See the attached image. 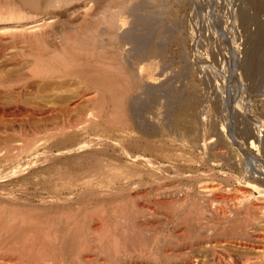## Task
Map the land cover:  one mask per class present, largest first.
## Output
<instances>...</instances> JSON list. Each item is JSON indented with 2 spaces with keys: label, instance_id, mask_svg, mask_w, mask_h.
I'll return each mask as SVG.
<instances>
[{
  "label": "rangeland",
  "instance_id": "374dc122",
  "mask_svg": "<svg viewBox=\"0 0 264 264\" xmlns=\"http://www.w3.org/2000/svg\"><path fill=\"white\" fill-rule=\"evenodd\" d=\"M56 1L0 0V163L23 173L13 178L11 187L2 186L0 179V190L10 187L19 196L17 204L0 195V219L7 222L12 204L18 205L16 210L24 212L27 220L32 218L27 225L32 226L37 216L46 223L44 232L52 229L58 240L65 233L78 232L76 243L86 240L89 247L80 255L88 262L84 264H116L120 256L99 252L90 228L103 221L120 237L117 225L123 222L117 211L121 215L123 207L143 204V209L156 213L138 221L154 225L144 235L148 241L157 236L158 260L167 252L173 263L176 254L189 252L202 263L264 261V223H256L264 221V194L245 181L264 170V0ZM117 12L123 16L122 30L115 31L121 49L113 58L116 42L108 36L112 31L106 17ZM77 36L85 37V46L76 42ZM4 140H10L6 147ZM5 152L14 157L12 163ZM154 162L168 165L167 171L154 170ZM211 169L220 178L219 198L213 206L224 215L216 227L220 243L207 252L203 245L187 248L190 224L180 217L192 203L201 204L192 191L196 172ZM77 175L84 179L69 188L65 180ZM51 179L53 184H48ZM164 187L169 200L189 194L186 204H157L166 198ZM246 210L251 213L248 217ZM12 215L18 225L21 217ZM250 219L252 223L247 222ZM243 226L246 230L241 231ZM246 240L263 248L254 249ZM241 241L251 245L239 246ZM7 250L0 251V257H9ZM61 255V264H83L71 261L74 256L68 251Z\"/></svg>",
  "mask_w": 264,
  "mask_h": 264
},
{
  "label": "bare ground",
  "instance_id": "6f19581e",
  "mask_svg": "<svg viewBox=\"0 0 264 264\" xmlns=\"http://www.w3.org/2000/svg\"><path fill=\"white\" fill-rule=\"evenodd\" d=\"M58 1V3H67V2H69L70 0H57ZM57 1H56V3H57ZM119 1V0H118ZM252 1H254V0H252ZM121 2V1H120ZM124 2V1H123ZM52 3V2H51ZM56 3H55V5H56ZM115 4H117V1H116V3ZM122 4V3H121ZM125 4V3H124ZM123 4V5H124ZM114 5V4H113ZM123 5H120V6H123ZM113 7V6H112ZM116 7V6H115ZM119 7V6H118ZM117 7V8H118ZM120 8V7H119ZM117 10V9H116ZM115 9H114V11H116ZM109 11H111V13H112V10H109ZM119 11V10H118ZM101 13V12H100ZM106 15V14H105ZM109 14H107L106 16H108ZM120 15H121V13H120ZM120 15L118 14V12L116 13V14H111L109 17H106V21H107V24H108V26L109 27H107L108 29L110 28L111 29V31L112 32H110V33H108L109 35V37H110V40H114V42H116L113 46H112V52H111V54L110 55H112L113 56V58L115 57L114 55H117L118 54V49H121L120 47H121V44H119L120 43V40H119V42H118V35H117V33H119V32H115V31H117L118 29H120V27H121V25H123V24H121V20H123L122 19V17H120ZM125 15V14H124ZM105 17V16H104ZM98 18V17H97ZM101 18V17H100ZM106 24V25H107ZM97 28V27H96ZM121 30H122V27H121ZM132 31V30H131ZM124 34V33H123ZM126 34V33H125ZM95 35H97V34H95ZM97 37V36H96ZM99 37V36H98ZM66 38V37H65ZM108 39V38H107ZM90 40V39H89ZM99 40H101V38H99ZM69 41V40H68ZM86 39H85V37H76V42H81V43H83V44H81V46H85V44L84 43H86ZM76 42L74 41V43L76 44ZM73 43V42H72ZM101 43V42H100ZM110 43V42H109ZM97 44H98V42H97ZM104 44V43H103ZM118 44L120 45V46H118ZM105 45V44H104ZM96 46V45H95ZM99 46V45H98ZM101 46V45H100ZM103 46V45H102ZM66 47V46H65ZM74 48H75V46H74ZM83 48V47H82ZM34 49V48H33ZM76 49V48H75ZM78 49V48H77ZM94 49V48H93ZM109 49V48H108ZM81 50V49H80ZM71 52V51H70ZM77 52V51H76ZM104 52H106V51H104ZM113 53V54H112ZM78 53H76V55H77ZM95 54V53H94ZM129 54V53H128ZM40 55V54H39ZM109 55V56H110ZM72 57V56H71ZM73 58V57H72ZM117 61H118V59H121V58H115ZM66 60V59H65ZM64 61V60H63ZM75 61V60H74ZM122 61H123V59H122ZM64 62H66V61H64ZM249 63V62H248ZM47 64V63H46ZM62 64V63H61ZM61 64H59V65H61ZM249 66V65H248ZM64 67V66H63ZM67 67V66H66ZM82 68V67H81ZM31 69V68H30ZM68 70V69H67ZM91 70V69H90ZM94 69H92V71H93ZM69 71H70V69H69ZM82 71V70H81ZM61 72V71H60ZM66 72H68V71H66ZM79 72H80V70H79ZM91 72V71H90ZM89 71L87 72V73H90ZM42 73V72H41ZM57 73V72H56ZM75 73H76V75H77V73H78V71H75ZM87 73L85 74V75H87ZM102 73V72H101ZM35 74H36V71H35ZM49 74V73H48ZM70 74V73H69ZM93 74V73H92ZM103 74V73H102ZM107 74V73H106ZM109 74V73H108ZM90 75H91V73H90ZM68 76V75H67ZM71 76H75L73 73L71 74ZM88 76V75H87ZM99 76V75H98ZM101 76H106L105 74L104 75H101ZM109 76V75H108ZM76 77V76H75ZM78 77V76H77ZM80 77V76H79ZM85 77V76H84ZM74 78V77H73ZM83 78V77H82ZM81 78V79H82ZM98 78H104V77H98ZM97 78V79H98ZM106 78V77H105ZM131 78V77H130ZM84 79V78H83ZM85 79H88L87 77H85ZM96 79V80H97ZM108 79V78H107ZM102 80V79H101ZM104 80H106V79H103V81ZM134 80V79H133ZM79 81V80H78ZM132 81V80H131ZM81 81H79V83H80ZM87 82V81H86ZM112 82V81H111ZM130 82V81H129ZM11 83V82H10ZM96 83H98V80H97V82ZM106 83V82H105ZM104 83V84H105ZM108 83V82H107ZM138 83V82H137ZM76 84V83H75ZM99 84V83H98ZM128 84V83H127ZM134 84V83H133ZM115 85H117V84H115ZM96 86V85H95ZM94 86V87H95ZM97 86H100V84L99 85H97ZM134 86V85H133ZM136 86V85H135ZM135 86H134V88H135ZM117 87V86H116ZM125 87V86H124ZM137 87V86H136ZM97 88V87H96ZM101 88V87H100ZM104 88H107L106 86H104ZM109 88V87H108ZM107 88V89H108ZM133 88V87H132ZM103 89V88H102ZM112 89V88H111ZM130 89V88H129ZM117 90V89H116ZM125 90H126V88H125ZM86 91V90H85ZM85 91H84V93H85ZM114 91H115V89H114ZM113 92V91H112ZM16 94V93H15ZM86 94V93H85ZM85 95H83L82 96V93L80 94V97H82V99H85V98H83ZM126 96V95H125ZM76 97V96H75ZM79 97V98H80ZM21 98V97H20ZM19 100V99H18ZM80 101V100H79ZM72 102H75V101H72ZM119 103V102H118ZM18 105V104H17ZM71 106V105H70ZM74 106V105H73ZM72 106V107H73ZM16 108V107H15ZM65 109V108H64ZM31 111V110H30ZM48 111V110H47ZM51 111V110H50ZM21 112V111H20ZM121 112H123V110L121 111ZM33 113H35V112H33ZM99 113H100V111H99ZM115 114H117V113H115ZM38 115V114H37ZM41 115V114H40ZM39 115V116H40ZM36 116V115H35ZM121 117V116H120ZM168 118V117H167ZM91 119H93V118H91ZM90 119V120H91ZM78 120H79V118H78ZM125 121V120H124ZM123 121V122H124ZM168 121V120H167ZM75 122V121H74ZM156 122V121H155ZM70 123V122H69ZM71 125V124H70ZM77 125V124H76ZM116 125H118V123L116 124ZM62 126V125H61ZM73 126V125H72ZM75 126V125H74ZM97 127V126H96ZM43 129V128H42ZM174 129V128H173ZM16 131V130H15ZM3 131H0V133H2ZM176 133V132H175ZM20 134V133H19ZM54 133H52V135H53ZM1 135H3V134H1ZM0 135V136H1ZM6 135V134H5ZM4 135V136H5ZM16 135V134H15ZM205 135V134H204ZM12 136V135H11ZM10 136V137H11ZM51 136V135H50ZM49 136V137H50ZM25 137V136H24ZM48 137V138H49ZM69 138V137H68ZM159 138V137H158ZM8 139V138H7ZM3 140V139H2ZM196 140V139H195ZM5 141V140H4ZM9 141L10 140H8L7 141V143H9ZM46 141V140H45ZM44 141V142H45ZM12 142V141H11ZM47 142V141H46ZM5 143H6V141H5ZM5 143H4V145H5ZM7 143H6V145H5V147L6 146H8L7 145ZM52 143V142H51ZM50 143V144H51ZM159 143V142H158ZM197 143V142H196ZM33 144H35V143H33ZM33 144H28V148L29 147H32L33 146ZM0 145H2V142H1V144ZM16 145V144H15ZM15 145H14V147H15ZM36 145V144H35ZM34 145V146H35ZM21 146V145H20ZM33 146V147H34ZM0 147H2V146H0ZM37 147V146H36ZM145 147V146H144ZM19 148V147H18ZM76 148H78V147H76ZM126 148V147H125ZM159 148V147H158ZM19 149H23V148H19ZM27 149V148H26ZM35 149V148H34ZM47 149V148H46ZM45 149V150H46ZM50 149V151H51V148H49ZM64 149V148H63ZM99 149V148H98ZM149 149V148H148ZM0 150H2V148H0ZM30 150V149H29ZM103 150V149H102ZM121 150V149H120ZM254 150V149H253ZM12 151H14V149H12ZM12 151H9L10 153L12 152ZM21 152H23L22 150H20ZM26 151V150H25ZM20 152V153H21ZM44 152V151H43ZM1 153H3V150L1 151ZM1 153H0V157H1ZM38 153V152H37ZM50 153V152H49ZM48 153V154H49ZM52 153V152H51ZM175 153V152H174ZM5 155V158H7L8 160L10 159V163H12V161H11V158L13 159L14 157H10L9 156V153H8V155H6V152L4 153ZM58 154V153H57ZM76 154V153H75ZM90 154V153H89ZM129 153H127V155H128ZM251 154V153H250ZM10 155H12V154H10ZM40 155V154H39ZM97 155V154H96ZM123 155V154H122ZM134 156H136L135 155V153L133 154ZM133 155L132 154H130L129 156L131 157H133ZM176 155H178V154H176ZM176 155H174V157L176 156ZM14 156V155H13ZM16 156H18V153H17V155ZM35 156V155H34ZM48 156V155H47ZM52 156H53V154H52ZM129 156H128V158H129ZM138 156V155H137ZM183 156V155H182ZM139 157H140V159L142 158L140 155H139ZM138 157V158H139ZM253 157V156H252ZM16 158V157H15ZM20 158V157H19ZM134 158V157H133ZM137 157H136V159H138ZM34 159V158H33ZM147 160H149L148 158H146ZM146 159H144V160H146ZM154 159V158H153ZM30 160V159H29ZM56 160V159H55ZM54 160V161H55ZM142 160V159H141ZM144 160H142V161H144ZM34 161V160H33ZM138 161H140V160H138ZM141 161V162H142ZM151 161H153V160H151ZM156 161H158V160H156ZM2 162V161H1ZM8 162V161H7ZM7 162H5V164L7 163ZM36 162V161H35ZM42 162V161H41ZM44 162V161H43ZM51 162V161H50ZM101 162V161H100ZM3 163V162H2ZM17 163H18V161H17ZM22 163V162H21ZM62 163V162H61ZM147 163H150V160H149V162L147 161ZM154 163H156V165L154 164ZM153 163V169L154 170H160V169H162V167H164L163 169L165 170L166 168H165V166H168V165H165V166H163V165H158V164H160V163H157V162H154ZM1 164V163H0ZM4 164V163H3ZM3 164H1V166L3 165ZM13 164H15L14 162H13ZM28 164V163H27ZM35 164H37V163H34V165ZM100 164V163H99ZM179 164V163H178ZM8 165V164H7ZM16 165V167H17V165H19V164H15ZM15 165H12L13 167L15 166ZM50 165H52V164H50ZM97 165H98V163H97ZM4 167H0V179L2 180V182L4 183L2 186H8V185H10V187H11V185L13 186L14 185V183L16 182H14V177H18V174L20 175V169H16V170H11L10 169V166H5V165H3ZM20 166H21V164H20ZM40 166H41V164H40ZM44 166V165H43ZM54 166V165H53ZM56 166V165H55ZM103 166H104V164H103ZM117 166V165H116ZM149 166H151V165H149ZM175 166V165H174ZM22 167H23V165H22ZM45 167V166H44ZM107 167H109V166H107ZM112 167V166H111ZM169 167H170V165H169ZM169 167H167V168H169ZM15 168V167H14ZM17 168H19V167H17ZM33 168V167H32ZM31 168V169H32ZM50 168H51V166H50ZM49 168V169H50ZM101 168V167H100ZM176 168V167H175ZM41 170H43L42 168H40ZM110 169V168H109ZM112 169V168H111ZM162 169V170H163ZM262 169H264V167L262 168ZM33 170V169H32ZM53 170V169H52ZM54 170H55V167H54ZM56 170H57V168H56ZM91 170V169H90ZM100 170V169H99ZM104 169H102V171H103ZM107 170H108V168H107ZM114 170V169H113ZM130 170V169H129ZM136 170V169H135ZM213 170V171H212ZM29 171V170H28ZM69 171V170H68ZM92 171H93V169H92ZM91 171V172H92ZM96 171V170H95ZM165 171H167V169L165 170ZM25 172H27V171H25ZM59 172V171H58ZM65 172V171H64ZM80 172V171H79ZM84 172V171H83ZM86 172V171H85ZM88 172V171H87ZM87 172H86V175H87ZM90 172V171H89ZM88 172V173H89ZM104 172V171H103ZM108 172V171H107ZM123 172H125V171H123ZM122 172V173H123ZM128 172V171H127ZM21 173H22V171H21ZM39 173V172H38ZM82 173V172H81ZM99 173H100V171L98 172V176H99ZM133 173V172H132ZM146 173H149V172H146ZM168 173V172H167ZM200 173V172H199ZM202 173V172H201ZM198 174L197 172H196V174H195V178H196V180H197V182L194 184V185H192L193 187V189H192V191H194L195 192V196L196 195H198L199 197H200V199H201V204H200V206H196V204L195 203H192V206H190V209H188V212L186 211L185 212V214H183L181 217L180 216H178V217H180L181 218V220H183L184 222H187V223H189L190 224V226H187L186 228H187V236H186V238L185 239H187L188 240V243H187V241H186V245H187V248H197V247H199L200 245H203L202 247H204V248H206L207 249V252L208 251H214L215 250V247L217 246L216 245V242H219V240H221V239H219L218 240V237H220V236H218V230H216V227L218 226L217 224H219V223H221L220 222V217L222 216V215H224V214H221L220 212L221 211H218L214 206H213V202H215V201H217L218 200V198H219V194H218V192H219V189H220V187H219V180H220V178H219V176H218V172L217 171H214V169H211L209 172H204V173H202V174ZM23 174V173H22ZM41 174H42V172L39 174L40 176H41ZM51 175H54L55 174V172H54V174H52V173H50ZM59 174H60V172H59ZM90 174V173H89ZM93 174V173H92ZM91 174V175H92ZM106 174V173H105ZM181 175V174H183V173H176V175ZM27 175V174H26ZM32 176V173H30L29 175H28V178L30 179V177ZM48 175H49V172H48ZM61 175V174H60ZM72 175V174H71ZM100 175H101V173H100ZM109 175H110V173H109ZM112 175V174H111ZM128 175H130V171H129V174ZM140 175V174H139ZM145 175V174H144ZM168 175V174H167ZM30 176V177H29ZM33 176H35V174L33 175ZM37 176H38V174H37ZM43 176H45V175H43ZM64 176V175H63ZM66 176H68V173L65 175V179H66ZM72 176H74V172H73V175ZM78 176V175H77ZM79 176H80V174H79ZM78 176V178H75V177H71V176H69V177H67V180H65V182L67 181V183H68V185L70 184L71 186H68L69 188L70 187H72V184H75L76 182H78V181H81V178L82 179H84L83 178V176L82 177H79ZM108 176V175H107ZM106 176V177H107ZM117 176V175H116ZM137 176V175H136ZM164 176H166V173L164 174ZM191 176V175H190ZM24 177V179L23 180H27L28 178L27 177H25V175L23 176ZM42 177V176H41ZM46 177V180H47V176H45ZM57 177V176H56ZM87 177V176H86ZM100 177V176H99ZM102 177H103V175H102ZM104 177H105V175H104ZM103 177V178H104ZM126 177V176H125ZM187 177H188V175H187ZM193 177V176H192ZM43 178V177H42ZM50 178H51V176H50ZM59 178V176L57 177V179ZM163 178V177H162ZM189 178V177H188ZM191 178V177H190ZM189 178V179H190ZM248 178V179H247ZM246 179L247 180H245L247 183H249V185H251L254 189H256L257 190V192H259L260 194L262 193V194H264V170H263V173H261V172H259V171H256V173H254V174H251L250 176H248ZM250 178H252V179H250ZM20 179H22V178H20ZM31 179H33V178H31ZM35 179V178H34ZM33 179V180H34ZM36 179H37V177H36ZM35 179V180H36ZM40 179V178H39ZM43 179H45V178H43ZM54 179V181L56 180V178H53ZM53 179H51L50 181H48L49 183L48 184H53ZM98 179V178H97ZM109 179V178H108ZM113 179V178H112ZM111 179V180H112ZM193 179V178H192ZM17 180V179H16ZM18 180H19V178H18ZM32 180V181H33ZM34 180V181H35ZM41 180V179H40ZM45 180V182H47ZM59 180V179H58ZM62 180H63V178H62ZM64 180H63V182H61L62 184H64ZM91 180V179H90ZM89 180V181H90ZM102 180V179H101ZM114 180V179H113ZM117 180V179H116ZM28 181V180H27ZM61 181V180H60ZM87 181V180H86ZM193 181V180H192ZM18 182V181H17ZM20 182H21V180H20ZM22 182H24V181H22ZM37 182H38V184L39 183H41L40 181H38L37 180ZM44 182V183H45ZM56 182V184L58 183L57 182V180L55 181ZM54 182V183H55ZM111 182V181H110ZM113 182V181H112ZM254 182H256V183H254ZM25 183V182H24ZM24 183H22V185L21 186H23V184ZM29 183V182H28ZM79 183V182H78ZM90 183V182H89ZM100 183V182H99ZM19 184H21V183H19ZM25 184H27V182L25 183ZM24 184V185H25ZM35 184H36V182H35ZM42 184V183H41ZM62 184H60V186H62ZM82 184V183H81ZM103 184V183H102ZM17 185V184H16ZM28 185V184H27ZM44 185V184H43ZM65 185V184H64ZM76 185V184H75ZM78 185V184H77ZM26 186V185H25ZM57 186H58V188H59V185L57 184ZM66 186V185H65ZM186 186V185H185ZM10 187H9V189H4V187L2 188V190H0V195H1V197H5V198H7V200H8V198H10V199H12L11 201H13V200H17L18 199V194H16L17 195V197L14 195V193L12 192V190H10ZM19 187V186H18ZM17 187V188H18ZM162 187V186H161ZM16 188V189H17ZM61 188V187H60ZM62 188H63V186H62ZM65 188V187H64ZM165 188L166 187H164V190H165ZM12 189V188H11ZM14 189V188H13ZM19 190H20V188H18ZM28 189V188H27ZM67 189V188H66ZM126 189V188H125ZM134 189V188H133ZM163 189V188H162ZM15 190V189H14ZM13 190V191H14ZM21 190H22V188H21ZM37 190V189H36ZM112 190V189H111ZM182 191H183V189H182ZM16 192V191H15ZM193 192V193H194ZM18 193V192H17ZM21 193V192H20ZM20 193H19V195H20ZM70 193H71V191H70ZM189 192H187V194H188ZM192 193V192H191ZM241 193H243L244 195H248V192L246 191V190H243V192H241ZM170 193H169V191H164V195L166 196V198H164L165 196H163V198L164 199H161V200H156L157 201V204H159V205H168V204H170V203H172L171 204V206L173 205V204H175V205H179V206H183L184 204H186V202L185 201H187L186 200V198L188 197V195L186 196V197H182V198H180V199H176V200H169L170 198H167V197H170V195H169ZM174 194V193H173ZM177 194V193H176ZM23 196V195H22ZM51 196V195H50ZM130 196V195H129ZM183 196H185V195H183ZM222 196V195H221ZM26 197V196H25ZM60 197L61 198H63V196H61L60 195ZM175 197V196H174ZM181 197V196H180ZM191 197V196H190ZM193 197L194 196H192V200H193ZM52 198H53V196H52ZM197 199H198V197H196ZM264 198V197H263ZM2 199V198H1ZM128 199V198H127ZM142 199V198H141ZM230 199V198H229ZM3 200H4V198H3ZM6 200V201H7ZM5 201V200H4ZM8 201H10V200H8ZM7 201V202H8ZM125 201H127V200H125ZM16 202V201H15ZM14 201L12 202V203H15ZM18 200H17V204H18ZM25 202V201H24ZM129 202V201H128ZM150 202V201H149ZM199 202V203H200ZM136 203H137V201H136ZM140 203V202H139ZM152 203V202H151ZM178 203V204H177ZM20 204V203H19ZM125 204V203H124ZM131 204V203H130ZM129 204V205H130ZM145 204V203H144ZM198 204V203H197ZM13 206H11V207H13V208H11V210H10V214L12 215H15V216H19V217H21V221H19L18 223V225H16L14 222L15 221H17L16 219H17V217H11L10 218V216H8L9 217V219H7V222H4V219L3 220H1L2 219V216H1V219H0V251H2V250H5V249H8L7 250V252H8V255H9V257L7 256V258H4V257H0V264H61V262L63 261V259L62 258H60V257H62V253L64 252V254H65V251H68L69 253H71V254H73V256H74V258H72L71 259V261H79V263L80 262H83V264H84V262H86V263H88L87 261H86V259L84 258L83 260H82V258L80 257V255L83 253V252H85L86 251V249H88L89 247H87L88 245L85 243V237H83L82 239H84L85 241L83 242V241H81L82 239H80V241L81 242H83V243H78L79 242V240H76L75 239V237H74V235L76 234V235H79L78 234V232H76L73 236H72V234H71V236L69 235H65V234H63L61 237L62 238H60V237H58L59 238V240L57 239V236L55 235L56 233H54L53 231H52V229H51V227L49 228V229H51V231H49V232H44V224H46V223H43V221H41L42 219H40L39 217H35L36 219H34V220H32L33 221V225L30 227L29 225H27L29 222H31V219L32 218H28L29 220H27V217L24 215V214H22V213H24V212H21V211H18V209L16 210V208L18 207V205H14V204H12ZM26 205V204H25ZM134 205H135V203H134ZM124 206V205H123ZM126 206H127V204H126ZM260 206V205H259ZM129 207H131V206H128V208ZM143 204L142 205H138L136 208H130L129 210L128 209H126L125 207H121L122 209H120V210H122L121 211V215H120V211L118 212L117 211V214H119V216H120V218L119 219H121V221L123 222H121L122 224H118L117 225V228L118 227H120L118 230H119V234H120V237H116V235H114V230H111V229H109V227H107V224H104L105 225V227H103L104 225H102L103 224V221H100L102 224L99 226V227H97V226H94V229H92V228H90L92 231H91V233L93 232L94 234V237L96 238V239H94V237H93V239L94 240H92L93 241V243H95L94 244V246L96 247V248H98V250H99V252H101V253H109V254H111V255H114V256H120V257H116L117 258V260L115 261V259H114V261H115V263L116 264H216L217 262H215L214 263V261H211L212 259H210V261H208L207 260V262L205 261V263H202V262H200V260L199 259H197L196 258V256H194V255H188L189 254V252H188V254L186 255V256H180V254H176V257H175V261L173 262V263H169V258H168V253L167 252H163V257L164 258H162V260H158V256H157V249L155 248L156 247V244H155V242L158 240H156V238H157V236H155V237H153L150 241H148V238L147 237H145V235L144 234H146L147 233V229H148V227H150V226H152L149 222H148V220H147V223H145V224H143V223H141V222H139L138 221V219L142 216H148L149 214H154L155 212L154 211H152V209L151 208H149V207H146L145 206V208L143 209ZM185 207V206H184ZM198 207V208H197ZM20 210V209H19ZM114 210V209H113ZM247 210H248V208H247ZM246 210V213H245V215H247V217H248V214H249V211H247ZM122 212L124 213V214H122ZM175 212H177V211H175ZM174 212V213H175ZM170 213V212H169ZM173 213V214H174ZM184 213V212H183ZM263 213H264V211H263ZM156 214V213H155ZM154 214V215H155ZM251 214V213H250ZM249 214V215H250ZM12 215V216H13ZM221 215V216H220ZM244 215V216H245ZM25 216V217H24ZM114 216V215H113ZM18 217V218H19ZM153 217V216H152ZM228 217V216H227ZM237 217V216H236ZM241 218V217H240ZM10 219L12 220V221H10ZM97 219H98V217H97ZM19 220V219H18ZM118 220V219H117ZM166 220V219H165ZM14 221V222H13ZM78 221V220H77ZM223 221V220H222ZM225 221V220H224ZM260 221V220H259ZM47 222V221H46ZM119 223H120V221H118ZM227 222V221H226ZM247 222H249V223H252L253 222V220L252 219H250L249 221H247ZM247 222H245V223H247ZM225 223V222H224ZM256 223H259V224H261V223H264V221L263 220H261L260 222H256ZM16 226H15V225ZM48 225V224H47ZM51 225V224H50ZM98 225V224H97ZM221 225V224H220ZM27 226H29V227H27ZM154 226V225H153ZM78 227V226H77ZM108 228V230H107V228ZM220 226H218V228H219ZM114 228H116V227H114ZM113 228V229H114ZM116 228V229H117ZM151 229H152V227H150ZM149 228V229H150ZM246 228V226H243V227H241L240 228V230L242 231V229H245ZM46 229V228H45ZM80 229V228H79ZM116 229H115V231H116ZM110 230H111V232L113 231V234L110 232ZM246 230V229H245ZM244 230V231H245ZM56 231V230H55ZM254 231V230H253ZM252 231V232H253ZM153 232V231H152ZM156 232V231H155ZM115 233H117V232H115ZM257 233V232H256ZM256 233L254 234V235H256ZM220 234V233H219ZM226 234V233H225ZM75 235V236H76ZM96 235V236H95ZM154 234H152V236H153ZM251 235V234H250ZM259 235V234H258ZM263 235V234H262ZM150 236V235H149ZM257 236V235H256ZM80 237V236H79ZM78 236H76V238L78 239L79 238ZM255 237V236H254ZM147 238V239H146ZM154 238H155V240H154ZM260 238H262V237H260ZM78 241L77 243H76V241ZM87 239V238H86ZM150 239V238H149ZM29 240H30V242H29ZM226 240H228V239H226ZM262 240V239H261ZM91 241V242H92ZM228 241H232V240H228ZM234 241V240H233ZM236 241V240H235ZM235 241L233 242V243H235ZM247 242H249L248 240H246ZM29 242V243H28ZM222 242H224L223 240H222ZM242 242V241H241ZM244 243V242H242V243H240L239 244V246H245L246 247V245H251V244H249V243H252L253 245H251V246H255L254 247V249L256 248V249H258V248H263V247H260L258 244H254L253 242H251V240H250V242L249 243ZM220 243V242H219ZM219 243H217V244H219ZM232 243V242H231ZM258 243V242H257ZM263 243V242H262ZM226 244V243H225ZM230 244V243H229ZM237 244H238V242H237ZM236 243H235V245H237ZM155 245V246H154ZM224 245V244H223ZM234 245V244H233ZM227 246V245H226ZM93 247V246H92ZM94 247V248H95ZM157 248H158V245H157ZM201 248V247H200ZM249 248H251V247H249ZM191 250V249H190ZM193 250V249H192ZM165 251V250H164ZM262 251H263V249H262ZM6 252V253H7ZM204 252V251H203ZM12 253H14L15 255L13 256V258H10V254H12ZM161 253V252H160ZM13 255V254H12ZM61 255V256H60ZM69 255V254H68ZM107 255V254H106ZM72 256V257H73ZM160 256V255H159ZM174 256V255H173ZM207 256V255H206ZM12 257V256H11ZM86 257V256H85ZM178 257V258H177ZM81 258V259H80ZM161 258V257H160ZM171 258V257H170ZM258 258V257H257ZM76 259V260H75ZM80 259V260H79ZM70 260V259H69ZM105 260V259H104ZM113 260V259H112ZM109 262H110V260H108ZM232 261V260H231ZM247 261V260H246ZM245 261V262H246ZM102 262H105V261H102ZM98 263H99V261H98ZM97 263V264H98ZM251 264H252V262H250ZM228 264H235V263H232V262H229ZM238 264H240V263H238ZM243 264H244V262H243ZM247 264H249V263H247ZM258 264H264V261H260Z\"/></svg>",
  "mask_w": 264,
  "mask_h": 264
}]
</instances>
